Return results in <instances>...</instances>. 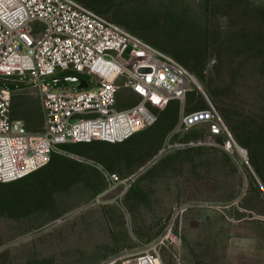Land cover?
Listing matches in <instances>:
<instances>
[{
    "label": "rangeland",
    "instance_id": "obj_1",
    "mask_svg": "<svg viewBox=\"0 0 264 264\" xmlns=\"http://www.w3.org/2000/svg\"><path fill=\"white\" fill-rule=\"evenodd\" d=\"M78 1L179 61L196 83L174 103L177 117L158 111L127 145L66 148L86 160L55 154L70 164L63 174L36 191L29 180L16 199L0 197V264H105L135 256L169 229L177 242L162 247L164 264H264V0ZM54 77L96 85L74 70ZM52 78L56 88L80 85ZM0 86L13 92L12 117L42 130L29 77H0ZM137 102L123 90L117 106ZM210 104L245 157L227 152L224 137L198 144L210 138L205 125L179 130L184 114ZM101 166L136 174L118 205H92L105 185Z\"/></svg>",
    "mask_w": 264,
    "mask_h": 264
},
{
    "label": "built area",
    "instance_id": "obj_2",
    "mask_svg": "<svg viewBox=\"0 0 264 264\" xmlns=\"http://www.w3.org/2000/svg\"><path fill=\"white\" fill-rule=\"evenodd\" d=\"M74 70L91 76L96 85L56 88L58 71ZM0 77H29L36 85L43 128L31 131L12 117L13 92L0 86V183L21 180L46 167L55 154L83 161L66 149L69 144L123 143L153 126L156 113L173 101L183 102L193 74L179 61L127 28L96 13L78 0H0ZM57 84V83H55ZM80 84V82H79ZM138 102L118 108L121 91ZM205 125L209 139L200 145L222 146L243 157L218 110L184 114L180 131ZM107 185L92 205L120 204L132 188L136 174L123 177L104 171ZM167 230L142 252L105 264H164L162 247L175 244Z\"/></svg>",
    "mask_w": 264,
    "mask_h": 264
},
{
    "label": "trees",
    "instance_id": "obj_3",
    "mask_svg": "<svg viewBox=\"0 0 264 264\" xmlns=\"http://www.w3.org/2000/svg\"><path fill=\"white\" fill-rule=\"evenodd\" d=\"M88 6L92 7L93 5L88 4ZM97 10L101 11L100 9H97ZM174 103H177V101L171 102V104L163 111V113L171 112L175 115V117H177L176 116V107L174 106ZM141 133H142V131L139 132L138 134L134 135L132 138L126 140L123 143H117V144H113V145H115V147H117L118 144H123V145L124 144H126V145L130 144ZM97 142H99V141H97ZM97 142H93V143H97ZM93 143L69 144V145H67V148L74 150V151H80V150H84L86 147L92 145ZM105 143H107V142H105ZM108 144H111V143H108ZM69 165H68V161L65 160V158L63 156H60L58 158L52 157V161L46 167L34 172L33 174H31V175H29V176H27L21 180L12 182V183H7V184L0 183V197H2V198L13 197L15 199L18 198L20 196V194L24 193V188H25L24 185L29 180L34 181V185L32 188L36 187L35 191L40 190V187L46 186V184L48 183V181L52 177L57 178L58 176L63 174L65 172V170H67L66 168ZM19 200L20 199H18V201Z\"/></svg>",
    "mask_w": 264,
    "mask_h": 264
},
{
    "label": "water",
    "instance_id": "obj_4",
    "mask_svg": "<svg viewBox=\"0 0 264 264\" xmlns=\"http://www.w3.org/2000/svg\"><path fill=\"white\" fill-rule=\"evenodd\" d=\"M64 80H69V81H79L80 85L79 88H86L88 86L87 82L81 78H77V77H71L68 79H55L56 82H62Z\"/></svg>",
    "mask_w": 264,
    "mask_h": 264
},
{
    "label": "crops",
    "instance_id": "obj_5",
    "mask_svg": "<svg viewBox=\"0 0 264 264\" xmlns=\"http://www.w3.org/2000/svg\"><path fill=\"white\" fill-rule=\"evenodd\" d=\"M35 93H36V96H37V99H38V102H39V98H38V93H37V91H36ZM39 106H40V102H39ZM40 110H41V107H40ZM41 114H42V111H41ZM42 117H43V115H42ZM66 148H67V146H66ZM69 152H71V151H69ZM71 153H73V152H71ZM73 154H75V153H73ZM75 155H77V154H75ZM77 156H79V155H77ZM66 157H67V156H66ZM69 158H70V157H69ZM82 158H83V161H82V162H84V160H86V159H85L84 157H82ZM100 170L102 171L103 176H104V179H105V185H104V187H103V189H104V188L106 187V185H107V180H106V176H105V174H104V171L107 170V169H106V168H103V167L101 166V167H100ZM107 171H110V170H107ZM111 172H112V171H111ZM103 189H102V190H103ZM102 190H101V191H102ZM101 191H100V192H101ZM100 192H99V193H100ZM97 194H98V193H97ZM97 194H96V195H97Z\"/></svg>",
    "mask_w": 264,
    "mask_h": 264
},
{
    "label": "bare ground",
    "instance_id": "obj_6",
    "mask_svg": "<svg viewBox=\"0 0 264 264\" xmlns=\"http://www.w3.org/2000/svg\"><path fill=\"white\" fill-rule=\"evenodd\" d=\"M201 87V86H200Z\"/></svg>",
    "mask_w": 264,
    "mask_h": 264
}]
</instances>
